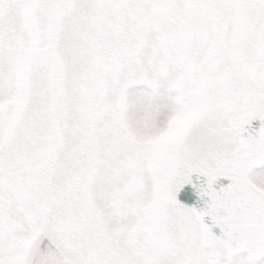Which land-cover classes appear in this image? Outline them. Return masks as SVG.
<instances>
[{
  "label": "snow or ice",
  "instance_id": "1",
  "mask_svg": "<svg viewBox=\"0 0 264 264\" xmlns=\"http://www.w3.org/2000/svg\"><path fill=\"white\" fill-rule=\"evenodd\" d=\"M0 264H264V0H0Z\"/></svg>",
  "mask_w": 264,
  "mask_h": 264
},
{
  "label": "water",
  "instance_id": "2",
  "mask_svg": "<svg viewBox=\"0 0 264 264\" xmlns=\"http://www.w3.org/2000/svg\"><path fill=\"white\" fill-rule=\"evenodd\" d=\"M252 127H253L254 129H257V128L259 127V122H257V121H253V123H252Z\"/></svg>",
  "mask_w": 264,
  "mask_h": 264
}]
</instances>
